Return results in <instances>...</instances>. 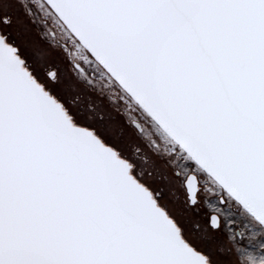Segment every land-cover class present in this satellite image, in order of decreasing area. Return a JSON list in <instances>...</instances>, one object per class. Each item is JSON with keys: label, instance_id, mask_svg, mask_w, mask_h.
Listing matches in <instances>:
<instances>
[{"label": "snow or ice", "instance_id": "obj_1", "mask_svg": "<svg viewBox=\"0 0 264 264\" xmlns=\"http://www.w3.org/2000/svg\"><path fill=\"white\" fill-rule=\"evenodd\" d=\"M0 264H264V0H0Z\"/></svg>", "mask_w": 264, "mask_h": 264}, {"label": "rangeland", "instance_id": "obj_2", "mask_svg": "<svg viewBox=\"0 0 264 264\" xmlns=\"http://www.w3.org/2000/svg\"><path fill=\"white\" fill-rule=\"evenodd\" d=\"M121 110H123V108Z\"/></svg>", "mask_w": 264, "mask_h": 264}]
</instances>
